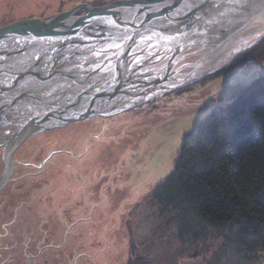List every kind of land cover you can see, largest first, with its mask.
Segmentation results:
<instances>
[{
	"label": "rangeland",
	"instance_id": "obj_1",
	"mask_svg": "<svg viewBox=\"0 0 264 264\" xmlns=\"http://www.w3.org/2000/svg\"><path fill=\"white\" fill-rule=\"evenodd\" d=\"M112 1L0 0V26L79 3ZM84 14L83 9L74 13ZM244 52L144 108L129 107L103 120L96 114L27 137L14 158L39 164L60 151L50 154L43 170L13 162L14 180L0 191V264H27V255L38 250L30 264H127L131 242L139 252L153 255L155 238L159 251L167 250L166 264H212L216 240L207 248L199 244L198 255L190 257L194 249L178 252V241L157 229L151 210L136 208L173 170L181 145L205 115L235 101L263 73L262 64L230 66Z\"/></svg>",
	"mask_w": 264,
	"mask_h": 264
},
{
	"label": "water",
	"instance_id": "obj_2",
	"mask_svg": "<svg viewBox=\"0 0 264 264\" xmlns=\"http://www.w3.org/2000/svg\"><path fill=\"white\" fill-rule=\"evenodd\" d=\"M191 4L198 5L195 14L189 9ZM79 9L86 14L75 16ZM42 13L0 26V57L3 58L0 59V114H5L3 123L12 128L3 142L0 191L14 180L11 179L13 162L42 166L43 170V163L49 161L50 154L60 151H52L39 164L14 158L13 152L27 137L98 112L97 97L109 98L123 84L120 63L129 59L132 45L142 34L160 35L161 38L155 40V44H159L143 49L140 44L135 45L140 47L136 52L143 58L140 63L129 66L132 74L127 76L131 83L124 93L129 95L121 97L128 100L117 104L112 112L100 114L102 120L103 116L129 107L144 108L153 99L162 98L165 92L221 67L264 35V0H114L101 6L79 3L48 16ZM30 36L44 39L29 43ZM9 37L23 39L17 45ZM119 38L123 41L118 42L113 52L115 58L111 59L116 68V87L95 94L89 105L83 107L78 100L61 99L65 91L59 88H65L71 80L79 81L73 87L81 88L85 72L90 82L99 77L98 64L89 67L84 59H94L95 63L106 61L97 48ZM67 65L70 66L65 70ZM144 66H149L151 71H139ZM155 66L157 68L153 69ZM104 68L110 69V64ZM180 76L179 81L174 80ZM161 80H166L160 84L161 89L153 86ZM38 252L27 255V264ZM256 264H264V261Z\"/></svg>",
	"mask_w": 264,
	"mask_h": 264
},
{
	"label": "trees",
	"instance_id": "obj_3",
	"mask_svg": "<svg viewBox=\"0 0 264 264\" xmlns=\"http://www.w3.org/2000/svg\"><path fill=\"white\" fill-rule=\"evenodd\" d=\"M238 58L230 66L264 67V35ZM136 209L151 210L157 229L178 241V252L194 249L190 257L199 244L216 240L212 264L264 261V71L235 101L205 115L173 170ZM157 239L153 255L131 242L127 264H166Z\"/></svg>",
	"mask_w": 264,
	"mask_h": 264
},
{
	"label": "flooded vegetation",
	"instance_id": "obj_4",
	"mask_svg": "<svg viewBox=\"0 0 264 264\" xmlns=\"http://www.w3.org/2000/svg\"><path fill=\"white\" fill-rule=\"evenodd\" d=\"M161 38L160 35L157 34H152L150 35L149 33H144L141 36H139L136 40L134 45H132L133 47H131L132 53L129 57V59L126 62H121L120 63V67H121V79L123 81V84L116 89L115 93L111 94L109 96V98H106V95H100L97 97V106L98 108V112L96 114H103V113H107V112H112L113 110L116 109L115 106H117V104H121L124 101H127L128 98H123L121 99V97H126L127 94H124L127 91V88H129L130 84L128 85V83H131V80L128 78L127 74L131 73L129 71V66L132 65L133 63H140L141 62V57L140 56V52H136L137 48L142 47V49L144 47H146L147 45H150L152 47H155L156 45H158L159 43L155 44V40ZM148 38H151L152 40H148ZM163 39V38H162ZM119 41H123L121 38L116 39L112 44L108 43V44H104L101 47H98L97 49H100V54H101V58L103 57L104 60L106 61H100L98 63H95L94 59H92L90 61V59L86 58L84 60H86L87 62H85L86 64H88V66H94L95 64H98V66L100 68L98 69V78L95 80H88L89 79V74L88 73H84L83 75V79H81L82 81V87L80 88L78 87H73V86H77L78 82L77 80H71L70 84H67L65 86V88H59L61 91H65L63 97L61 99H66V101H73V100H78L80 102V105L86 106L89 105L90 100L94 97L95 94L99 93V92H104L106 90H113L116 87L117 84V74H116V78H114V74H115V64L113 63V59L115 58V56L113 55V52H116V47ZM136 44H140L139 46H135ZM103 54V56H102ZM134 57V59H133ZM112 59V60H111ZM110 60V61H109ZM110 64V69L107 70V68H104L105 65H108V63ZM84 63V64H85ZM102 63V66L100 65ZM145 65H149V63H146ZM70 66V65H69ZM69 66L67 65V67L65 68V70H68ZM91 67V68H92ZM136 65V69H137ZM160 66H158L159 68ZM157 66H155L156 69ZM75 69V68H74ZM107 70V71H106ZM94 71V70H91ZM137 72L139 71H143V72H149L151 71V69L149 68V66H144L142 70H136ZM118 73V71H117ZM120 73V71H119ZM132 74V73H131ZM75 77V76H74ZM181 78H175V81H179ZM97 80V81H96ZM174 81V82H175ZM74 82H76L75 84H73ZM166 80H161L160 82H156L154 85H157L158 89H161L162 86L160 84L165 83ZM57 88V90H58ZM149 88V87H146ZM142 91H140L141 94ZM139 94V92L137 93V95ZM133 95V94H131ZM135 96V95H134ZM17 113L20 117V111L19 109H17ZM94 114V115H96ZM5 118V114L2 113L0 114V148H3L4 146V140L8 137L9 133L11 132L12 128L9 125H5L3 123V119ZM2 121V122H1ZM2 161V159H1Z\"/></svg>",
	"mask_w": 264,
	"mask_h": 264
},
{
	"label": "snow or ice",
	"instance_id": "obj_5",
	"mask_svg": "<svg viewBox=\"0 0 264 264\" xmlns=\"http://www.w3.org/2000/svg\"><path fill=\"white\" fill-rule=\"evenodd\" d=\"M198 7V5H195V4H191V5H189V9H190V11H192L193 12V14H195V9ZM9 39H14V41H15V43L17 44V45H19L20 43H21V40L23 39V38H20V37H15V38H13V37H9ZM44 39V37H37V36H30V37H28V39H27V42H33V41H36V42H39L40 40H43ZM0 43H2V42H0ZM6 47V46H5ZM0 59H3L2 57H0Z\"/></svg>",
	"mask_w": 264,
	"mask_h": 264
},
{
	"label": "bare ground",
	"instance_id": "obj_6",
	"mask_svg": "<svg viewBox=\"0 0 264 264\" xmlns=\"http://www.w3.org/2000/svg\"><path fill=\"white\" fill-rule=\"evenodd\" d=\"M200 79V78H199ZM199 79H197V80H199ZM196 81V80H195ZM194 82V81H193ZM193 82H190V83H188V84H191V83H193ZM188 84H185V85H182V86H179V87H177V88H175V89H179V88H181V87H184V86H186V85H188ZM173 90V89H172ZM171 92V90L170 91H168V92H165L164 94H168V93H170ZM164 94H162V95H164Z\"/></svg>",
	"mask_w": 264,
	"mask_h": 264
}]
</instances>
